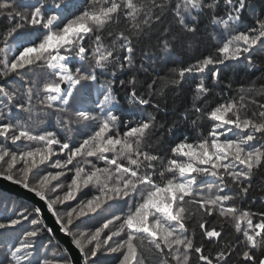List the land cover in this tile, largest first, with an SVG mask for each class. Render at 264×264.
<instances>
[{
	"label": "snow or ice",
	"instance_id": "snow-or-ice-1",
	"mask_svg": "<svg viewBox=\"0 0 264 264\" xmlns=\"http://www.w3.org/2000/svg\"><path fill=\"white\" fill-rule=\"evenodd\" d=\"M220 3L221 0H149L147 3L138 0H89L86 10L61 25L57 24L61 17L48 15L42 3L38 6L30 5L32 10L25 15L15 10V0H0V15L10 19L18 16L20 21L47 29L38 43L32 42L27 46L20 44L11 58L9 38L23 27V23H17L7 31L3 40L4 47L0 48V78L6 80L13 74L23 76L25 70L33 66L47 69L46 72L32 73L31 86L24 93L26 99L24 102L17 101L15 107L37 117L39 112L34 113L37 106L41 111L59 108L67 114L71 107L70 100L75 98L74 92L79 94L89 81H97L98 75L103 74L97 70L105 69L119 59L118 51L126 52L124 59L129 65L133 63L132 41L124 32H119L110 46L103 43L99 33L109 24L119 23L121 16L132 22L138 32H143L141 25L150 27L153 16L159 21L160 14L169 7L187 32L197 31L195 17L191 23L185 22V18L192 16L193 12L199 14L208 11L211 22L221 26L220 35L214 37L218 39L215 54L207 55L195 64L175 69L172 83H179L186 74L193 73L210 72L214 79H219L220 71L216 66L226 61H239L243 58L249 65L255 66L253 57L256 53L264 54V17H256L252 26L243 27L242 14L248 10V0H223V15L217 14ZM55 7L59 8L60 4L57 3ZM156 9H159V13H156ZM141 14L143 20L138 19ZM90 34L94 36L91 49L84 43ZM163 43L164 50L168 51L171 44L167 39ZM119 67L123 68L124 64H119ZM41 80L44 81L42 87L36 88ZM111 83L108 81L102 85V100L95 102V107L76 110L74 113L77 122H95L91 133H82L86 136L82 142H72L70 136L61 141L54 132L37 131L31 123V115L28 122L0 123V137L13 142L23 138L43 145L16 152L0 143V165H6L0 175L21 184L41 200H47L49 191L56 192L62 187V184H52V181L59 180L65 172H48L43 176L37 174L35 187L30 186L29 179L32 169L50 161L56 155L53 146L59 145L60 151L66 153V156L64 160L53 161L52 167L72 171L73 176L64 195L56 196L57 203L75 199L82 189L96 190L90 199L65 213L61 228L69 234L74 220L101 209L108 211L112 207L110 202L123 200L127 208L123 216L113 213L112 218L95 231L81 233L83 244L77 241V246L81 251H84L85 246H92L89 248L91 256L97 255L102 244L120 237L115 247L109 245L108 248L111 252L122 253L119 264H191L193 253L199 254L197 264H228L229 257L236 251L231 245L221 248L215 254H205L204 246H197L187 234L189 229L186 221L200 213L198 223L204 236L215 238L213 242H218L221 231L215 227L209 230L205 227L207 222L202 219L203 214L212 215L215 212L225 220L231 219L235 232L242 234L243 240L238 242L237 247L240 243L244 245V249L238 253L244 264H264V213H253L247 208L239 209L228 204L237 196L249 192L254 170L264 165V104H257L253 99L251 103L260 110L249 116L245 101V96L255 89L241 88L238 100L230 99L208 111L206 115L212 121V126L207 135L195 142H189L185 137L175 144L172 148L174 158L157 171L154 162L159 161L160 157L145 150L149 147L147 136L154 125L155 116H148L121 133L119 117L112 112L116 97ZM129 83L135 85V78ZM17 91H9L7 87L0 86V93L9 104L16 97ZM259 91L264 95V87ZM208 92L209 89L201 79L196 86V99H202ZM34 95L36 105H33ZM131 97L141 105L150 103L149 99L138 97L135 88ZM0 104H3V100H0ZM9 104L0 108V120L5 118L4 109L11 112ZM155 107L159 108V105ZM193 108L197 113L202 111L195 103ZM72 121L73 118L69 116L61 123L71 131ZM89 126L85 125V128ZM99 162L103 166H99ZM69 165L72 167L69 168ZM13 170L20 174V178H15ZM166 173L170 174L167 179ZM207 177L214 180L209 182ZM48 207L55 212L51 203ZM35 211L40 212V209ZM28 212L25 208L18 213V218L10 219L7 224L0 223V229L20 224L21 220L28 219ZM254 216L259 217L257 222H254ZM31 223L38 225L40 222L33 219ZM39 232L40 229L27 232L19 246L10 249L11 264H51L47 259L34 256L36 245L29 238L37 237ZM102 236L104 240H101ZM257 251L261 253L259 257Z\"/></svg>",
	"mask_w": 264,
	"mask_h": 264
},
{
	"label": "trees",
	"instance_id": "trees-1",
	"mask_svg": "<svg viewBox=\"0 0 264 264\" xmlns=\"http://www.w3.org/2000/svg\"><path fill=\"white\" fill-rule=\"evenodd\" d=\"M138 2L147 3L149 0H138ZM15 3V10L25 15L32 10L29 7L30 5L38 6L42 3L44 8L47 9L48 15L56 14L61 17L57 21V24L61 25L66 23L67 19L79 15L89 7V0H15ZM57 3L60 4L59 8L55 7ZM155 11L159 13V9ZM223 12L224 4L223 0H221L217 8V14L223 15ZM160 15L161 19L159 21H156L153 16L150 27L141 25L143 32H138L137 29L133 28L132 22L121 16L119 23L109 24L103 32L99 33L102 36L103 43L106 46H110L116 35L119 32H124L132 41L134 49L132 53L133 63L129 65L124 59L127 55L126 52L118 51L119 59L110 63L107 68L97 70L98 73H103L98 75L97 81H89L79 94L74 92L75 98L70 100L71 107L68 109L67 114L60 111L59 108L41 111L40 107L37 106L34 108V113L39 112L37 117L35 114H30L15 107L17 101H25L24 93L31 86L32 73L46 72L47 69L33 66L30 70L26 69V74L23 76L13 74L7 77L6 80L0 78V86L7 87L9 91L18 90L16 97L10 104L7 98L0 93V100H3L0 108H3L4 104H9L12 109L10 113L7 109H4L5 118L0 120V123L28 122V118L31 115V123L37 131L54 132L61 141L70 136L72 142H82L86 138L82 133L84 131L91 133L95 128V122H77L74 113L76 110H87L95 107V102L102 100V93L104 92L102 85L111 81L112 92L116 97V105L112 112L119 117L118 123L121 133L148 116H155L154 125L147 136L149 147L145 150L160 157L159 161L154 162L157 165L156 170L160 171L168 160L174 158L172 148L175 144L183 141L185 137H187L189 142H195L197 139L207 135L212 126V121L206 113L230 99L238 100L241 95V88L255 89L245 96V101L248 104V115L252 116L253 112L260 110L251 101L254 99L257 104H264V95H261L259 91V89L264 87V54L256 53L253 57L255 66L249 65L243 58L239 61H226L222 65H217L216 67L220 71L219 79H214L210 72L203 74L193 73L186 74L179 83H172L175 78V69L195 64L205 56L215 54V50L218 47V39H214V37L220 35L221 26L211 22V14L208 11L199 14L193 12L192 16L185 18L186 23H191L193 17H195V27L197 29L195 33L187 32L184 29L171 7ZM256 17H264V0H248V10L242 14L243 27L252 26ZM138 19L143 20V14ZM17 23H23V27L17 29L13 37L9 38L8 43L12 47V51L9 52L10 58L16 54L20 44L27 46L32 42L38 43L39 39L47 32V29L41 25H31L20 21L18 16L15 19H10L6 15H0V48L4 47L3 40L7 31ZM109 33H112V35L110 36ZM93 39L94 36L90 34L84 41L85 46L89 49L93 47ZM166 39L171 44V48L168 51L164 50L163 42ZM89 55H91L90 52ZM114 55H117V53H114ZM121 63L124 64L123 68L119 67ZM113 73L115 74L113 75ZM133 78L136 80L135 85L129 83ZM201 79L204 80L209 92L202 99L197 100L196 86ZM121 81L124 83L121 84ZM43 83V80L39 81L36 88L42 87ZM149 85H152V87L149 88ZM133 88H135L138 97L149 99L150 103L141 105L134 101L131 97ZM35 91L36 89H34V93ZM194 103L202 108L200 113L194 110ZM33 105H36L35 95L33 97ZM155 105H159V108H156ZM69 116L73 118L71 131L61 123V121L67 120ZM253 119H258V117H253ZM37 121H42V123H37ZM193 121H196V123H193ZM85 125L90 126L85 128ZM0 143H3L9 150L16 152L43 146L39 142L27 141L23 138L21 141L13 142L10 139L0 137ZM53 149L56 155H53L50 161L39 164L32 169L29 183L32 187L36 186L37 174L43 176L48 172L53 174L58 171L65 172L59 180L52 181V184H62V187L56 192L49 191L47 193L48 199L45 200L47 204L51 203L53 205L55 212L52 210L51 212L61 224L65 218V213L70 208H75L84 200L90 199L96 190L82 189L76 194L75 199L58 204L56 196H63L68 190L73 172L52 167L53 161L57 159L64 160L66 156V153L60 151L59 145H54ZM19 166L17 165V167ZM99 166H103V163L99 162ZM68 167L71 168L72 166L69 165ZM5 168L6 165H0V172H4ZM13 174L15 178H20V174L15 170H13ZM0 176L5 177V175ZM169 176L170 174L166 173L165 179ZM206 179L209 182L214 180L212 177H207ZM225 191L227 192L228 189H225ZM110 203L112 207L108 211L101 209L96 213H89L74 220L73 225L69 229L70 234H68L76 245L77 241H81L83 244L81 233L93 232L96 228L101 227L107 219H111L113 213L123 216L127 211L123 200H116ZM228 204L235 205L239 209L247 208L253 213H264V165L254 170L249 192L246 195L237 196L234 201H230ZM25 208L29 210L28 219L21 220L18 225L0 229V264H11L10 249H13L14 246H19V242L25 239L27 232L37 229H40L39 235L29 238L36 245L34 256L38 255L41 259H47L51 264H72L67 249L47 226L41 211H35L38 207L23 197L0 188V223L7 224L10 219L18 218V213ZM33 219L39 220L40 223L38 225L31 223ZM200 219L201 214L197 213L186 221V226L189 229L187 234L194 239V243L197 246L202 244L206 250L205 254L209 252L215 254L221 248H227L228 245H231L236 251L229 257L228 264H244L238 255L244 249V245L240 243L239 247H237L238 242L243 240V236L235 232L234 222L231 219L225 220L219 217L215 212L212 215L203 214L202 219L207 222L206 228L210 230L211 227H215L218 231H221L220 240L213 242L215 238L209 239L204 236L203 230L198 223ZM253 219L254 222H257L259 217L254 216ZM104 239L105 237L102 236L101 240ZM119 239L120 237H114L112 241L102 244L96 256H91L89 253V248L92 246H85L84 251H81L84 264H92L93 261L96 264H119L122 253L108 250L109 245L115 247L116 241ZM78 248L81 250L80 247ZM256 254L258 257L261 255L260 251H257ZM198 255L196 253L192 254L191 264H197Z\"/></svg>",
	"mask_w": 264,
	"mask_h": 264
},
{
	"label": "water",
	"instance_id": "water-1",
	"mask_svg": "<svg viewBox=\"0 0 264 264\" xmlns=\"http://www.w3.org/2000/svg\"><path fill=\"white\" fill-rule=\"evenodd\" d=\"M0 188L19 195L36 205L40 209L47 226L67 249L71 257L72 264H84L81 250L74 243L72 237L62 230L61 224L51 212L45 200H41L34 192L29 191V189L24 188L22 185L17 184L12 180L6 179L4 176H0Z\"/></svg>",
	"mask_w": 264,
	"mask_h": 264
}]
</instances>
